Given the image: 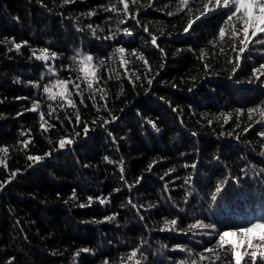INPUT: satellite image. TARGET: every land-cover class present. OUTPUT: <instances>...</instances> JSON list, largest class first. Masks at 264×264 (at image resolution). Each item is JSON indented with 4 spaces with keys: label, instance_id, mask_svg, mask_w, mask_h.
<instances>
[{
    "label": "trees",
    "instance_id": "1",
    "mask_svg": "<svg viewBox=\"0 0 264 264\" xmlns=\"http://www.w3.org/2000/svg\"><path fill=\"white\" fill-rule=\"evenodd\" d=\"M127 2L0 0V264H264V33Z\"/></svg>",
    "mask_w": 264,
    "mask_h": 264
},
{
    "label": "snow or ice",
    "instance_id": "2",
    "mask_svg": "<svg viewBox=\"0 0 264 264\" xmlns=\"http://www.w3.org/2000/svg\"><path fill=\"white\" fill-rule=\"evenodd\" d=\"M66 2H68V0H66ZM120 2L123 4L124 10L127 11L128 9V2L127 0H120ZM133 3L136 2V0H132ZM181 3L183 5H187L188 0H181ZM214 3V7L219 8V7H223L224 9H228L229 11L226 13V26L229 22L233 21V18L235 17L241 24V28H240V32L243 33V39L240 41L241 44H245L246 42H250V36H249V31L251 30V37H255L258 33H264V2H262V0H207V3H205L204 8H205V12L202 14H206L207 11L209 10V6L213 5ZM197 19H199V17H197ZM191 23L189 22L188 26L185 28V31H188V28L191 27ZM232 27V36H237L239 35V33L236 30V26L235 24H231ZM127 31V30H125ZM225 27H221L219 29V37L221 39H223L225 37ZM152 43L155 44L156 43V38L153 37L152 39ZM21 47V45L17 44L16 48L19 49ZM117 52L123 54L125 49L123 48H118L116 50ZM47 52V49H43L41 50L42 55L38 56L37 59H46V56L44 55ZM33 55H35V51L33 52ZM141 59H143V57H141ZM84 61L87 62H91L92 61V57L91 56H85L82 58V63ZM82 72L85 73V78L88 77L89 75V70L88 67L85 66L83 68L80 69ZM256 73H259V75H256V79H260V76H264V65H261L260 68L255 69L254 70V75ZM92 76L95 75L94 72L91 73ZM69 83H74L73 81H61V80H57L55 82L54 86H60L64 91H67V85ZM149 83H151V81H149ZM89 87L92 86L91 82H89ZM74 87L76 89H79L80 85L79 84H74ZM44 92L45 93H50L51 92V87L48 85L44 86ZM61 95L63 96V93H61ZM68 95H71V93L69 92ZM49 99H55L54 95H50ZM69 104L72 103V101H68ZM38 107V105H34L33 107V111L36 110V108ZM250 112H255L257 111L256 109H250ZM41 119L43 120V113H40ZM262 136H264V132L261 133ZM66 143V141H60V146L63 147L64 144ZM67 143H71V141H67ZM3 151H6V149H3ZM29 159H33L32 157H29ZM35 159H40L39 157H36ZM222 189L221 188H217L216 192L219 193L221 192ZM213 200L216 199V196L212 197ZM89 200H91V197H89ZM104 201H101V203H103ZM81 207H84V205H81ZM109 219H111V217H109ZM177 223L176 220H171V221H165V227H167L169 224L171 225H175ZM190 228H203V227H208L207 225H204L202 222H197L195 224H192L189 226ZM257 230H259V234H258V240L260 241V243L258 244H253L252 239L248 238L247 239V247L249 249L252 248H264V223H260V222H254L252 223L249 227H245V228H241L239 229L240 233H243L244 236L250 237V236H257ZM237 232L236 231H224L222 234L219 235V241H225L226 237H235L237 236ZM219 243V242H218ZM230 243H235V242H230ZM244 244V241H241L239 244L236 245V247H242ZM220 247H223V244L219 245ZM84 251H88L87 249H85ZM207 251H212L211 249H208ZM79 253H77L78 255ZM136 252L132 253V256H135ZM235 257V262L236 264H240L241 261V253L239 251H236L234 254ZM244 255H250L251 259H252V264H255V258L257 256V252L256 251H252L251 253L249 252H245ZM261 257H264V251L260 252ZM203 258V257H202ZM219 258V257H217ZM195 264V262H194Z\"/></svg>",
    "mask_w": 264,
    "mask_h": 264
},
{
    "label": "rangeland",
    "instance_id": "3",
    "mask_svg": "<svg viewBox=\"0 0 264 264\" xmlns=\"http://www.w3.org/2000/svg\"><path fill=\"white\" fill-rule=\"evenodd\" d=\"M231 238V237H230Z\"/></svg>",
    "mask_w": 264,
    "mask_h": 264
}]
</instances>
